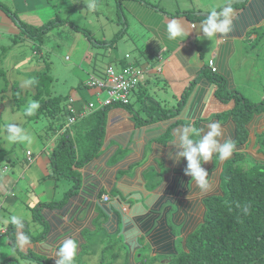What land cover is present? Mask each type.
<instances>
[{"label": "crops", "instance_id": "obj_1", "mask_svg": "<svg viewBox=\"0 0 264 264\" xmlns=\"http://www.w3.org/2000/svg\"><path fill=\"white\" fill-rule=\"evenodd\" d=\"M24 1L25 3L27 2V0ZM217 1L220 0H214L215 3ZM220 2L222 5L220 9L219 7L209 9V6L202 9L200 7L192 8L190 3L189 5H179L176 2L172 3L170 7H165L164 4H154L153 7L155 8H152V6H147L137 0L120 1V15L124 17L126 26L119 39L127 38L129 41L136 42L140 57L131 58L126 53L121 59H109L106 68L108 65H112L116 70H119L127 63H134L141 69L146 70L145 74L147 76L144 77L142 82L145 88L149 81L154 79L153 76L160 75L165 93L168 92L166 96L171 95L174 102L167 106V102L169 103L171 100L168 101L167 98L165 100L163 97L164 100L160 101L164 103L163 107L172 111H168L166 118H162L155 123L138 125L136 118H133L132 112L127 108H110L106 116L104 134L102 135V144L99 151L92 159H87L86 163L77 169L79 173L78 186L63 203L55 207L41 206V203L59 201L64 197L65 194L61 199H54L55 191L52 192L47 200H40L37 194H34L33 198H25L28 201L25 205L29 209L33 206L32 210L36 207V212L42 218V222H39L33 219V214L29 215V218H24L25 227L28 228L29 235H32V233L37 235L44 232L41 239L21 247L17 241L20 230L14 226L13 234L16 245L13 247L7 235L4 234L11 224L9 223L5 228H0V231H5L4 233L1 232L2 235L0 236L2 238L4 236L7 237V241L0 239V247L2 246L3 249L0 251L1 263L6 259H16V262H18L16 255L31 251L35 254L48 255L47 258L55 264L54 253L60 244L65 239L72 238L77 241V251H80V247L86 243V232L93 231L95 223L98 221H103L104 224H102L105 229L109 233L112 232V235H117L119 238L124 237V244L131 248L132 257L130 264L134 263L133 253L139 248V241L145 234V232L144 234L141 232L140 225L136 222L137 218L150 211L154 204L160 200L162 201L159 205L165 206L167 199L170 197L165 195V193H157V190H155L157 194L154 193L157 199H163H159L154 203L144 201L148 195L145 194L141 198L139 196L141 194L137 193L143 190L145 184L143 173L153 168L157 174V179L163 175L166 176L168 174L171 177L174 173H181V170L176 169L175 165H182L185 159L176 158L179 149L172 144L175 140V130L185 126L204 128L210 122L217 121L215 118L216 113L227 111L233 106L232 101L228 102L223 98V93L222 97L216 93L217 87L215 83L207 74L202 73V68L209 60H212L216 67L222 48L229 46V53L225 57L228 72L226 79H228L234 89H239L235 75L236 69L241 68L244 63L243 56L246 54V61L254 64L253 58L248 56L251 51L250 48L261 41L264 44V0H245L240 2L241 4L238 6H232L230 14L232 31L226 37L220 34H217L214 38L204 37L201 32V26L205 17L190 19L189 16L185 15V11H203L208 13L211 10H215L222 12L229 3L226 0L225 2L224 0ZM205 3L210 4L208 2ZM124 4L126 8H124ZM29 8L26 7V9L21 10H18V7L16 8L18 13L23 12L22 14H25L30 19L25 23L35 22L33 20L36 17L37 9L33 11L29 10ZM123 12L129 16V20L125 18ZM56 16L58 17V15ZM172 18L178 19L182 23L188 33L187 35L177 39L168 38L166 28ZM134 23L139 24L141 28L148 31L147 33L151 35L149 39L155 38L153 41L156 43L150 44L152 39L146 43L142 38L144 34H139V30H135L132 27ZM11 25L3 23L1 27L5 29V32H11ZM13 26V29H15L16 26ZM110 39L105 38L104 40ZM88 42L90 43L89 40ZM258 44L256 46L259 48ZM95 46L106 49L108 55H110V49L113 47L110 46L109 42H103V44ZM144 48L147 53H143L142 49ZM260 51H262L261 48L259 50L256 49L257 54H260ZM206 54H208L207 59L205 58ZM257 58L258 55L255 56L254 60ZM143 60L145 64L141 67ZM254 67V65L247 67V70L251 69L248 72V77L252 75ZM102 76L103 73L100 77ZM137 89L134 90V93ZM81 96L83 95L81 94ZM182 96L183 100L181 99ZM69 98L73 100L71 104L74 109L87 103L82 100L76 101L71 95ZM150 100H146V102H151ZM178 105L180 109L176 110ZM79 118L82 119L83 117ZM263 129L264 113H261L254 118V122L249 127L251 144L247 145V151L254 152L253 141L255 135ZM166 132H170V139L166 140L165 144L159 143L158 139ZM238 147L241 149H237ZM44 149H46V146H44ZM243 149H245V146L239 145L236 146L234 151ZM50 155L51 152L48 154V159L49 165L52 167ZM118 155L119 157L117 158ZM160 160L162 163L158 162ZM32 161L33 159L29 162L32 163ZM36 163L37 165L32 168L31 172L28 173L26 171L28 175L25 178H21V186L25 188L27 186L35 187L38 183L43 184L47 180H55L57 177L63 178L54 175L53 167L51 172L44 176L41 170L43 161H39L38 156ZM64 179L71 181V186H73L74 182L72 179ZM130 180L132 185L129 186L128 191V189H125L126 186L124 184ZM167 184H172L171 180H168ZM169 185L166 186L168 187ZM177 189L180 188L173 189L170 194L180 196ZM41 190L44 191V188ZM113 191L115 194L112 193ZM101 192L107 193L109 196L110 193L114 195L109 201L111 203L108 202L107 205H102L103 203L95 201L94 197ZM150 196L152 195L150 194ZM10 201L15 204L18 201L17 194H12ZM1 209H3V205ZM13 214H15L14 211H5L4 214L0 215V223L3 224L2 221ZM110 221L113 230H109L108 224ZM127 222L130 224L129 226H127ZM30 226L32 227L30 228ZM126 229H130V232ZM22 259L34 263L29 258L24 257Z\"/></svg>", "mask_w": 264, "mask_h": 264}, {"label": "trees", "instance_id": "obj_2", "mask_svg": "<svg viewBox=\"0 0 264 264\" xmlns=\"http://www.w3.org/2000/svg\"><path fill=\"white\" fill-rule=\"evenodd\" d=\"M120 1L116 2L119 23H121L122 17L119 15L121 13ZM239 4H235L233 7ZM146 5L152 4L147 2ZM0 8L12 18L17 30L31 40H40L45 29L49 31L54 27L55 22L64 23L56 16L52 20L55 22L49 21L42 26H34L18 21L14 10L4 7L1 2ZM185 15L190 19L201 18L195 16L192 11H185ZM122 24H125V21ZM121 36V33H117L110 40H96L88 35L87 39L90 43H95L98 46L103 42H109L112 46ZM229 50V46L222 48L214 72L207 67L206 63L202 68V73L207 74L215 83L216 93L220 97L223 93L225 100L233 102V106L229 110L215 114V118L222 125L224 138L233 140L236 146L244 145L245 149L234 151L230 158L223 161L214 155L212 161L202 164L211 179L212 188L209 191H202L194 185L191 177L185 175L186 160L182 165H175V168L181 170V173H174L171 177L167 174L157 179V174L153 169L150 173H143L145 184L143 190L137 193L141 194L139 195L141 198L145 194L148 195L144 201L154 203L163 199H157L155 190L157 193H165L170 197L165 206L159 205L162 201L160 200L154 204L150 211L137 218L136 222L140 225L141 232L143 234L145 232V234L139 241V248L137 247L138 249L133 253V264H147V261L152 259L154 260L152 264H159L163 259H168V264H264V129L255 135L254 152L246 150L247 145L251 144L249 127L256 116L264 113V96L257 103L243 95L239 89H234L231 86L226 79L228 72L225 63V57ZM142 51L147 53L145 48ZM46 68L48 69V64H46ZM3 74L0 60V79ZM31 81H34L29 84L34 91L31 96L34 101L38 102L39 108L34 111L33 115H27L26 112L23 115L26 119L33 121L41 118L49 119L48 128L51 129L52 134L56 135L65 126H63L65 118L70 115L66 104L69 96H50L52 77L48 70L36 74ZM8 88L7 85L3 87L4 92ZM137 88L134 94H130L127 104L97 109L81 119L83 125L77 127L74 134L70 133V129L57 134L60 136L50 155L54 175L72 179L74 184L66 191L61 200L41 203V206L60 205L77 188L79 183L77 169L82 167L87 159H92L99 151L106 116L110 108L132 109L133 118H136L138 125L155 123L166 118L168 111H172L153 99L142 83ZM10 91L15 100L16 109H18L26 99L21 96L19 88L14 85L11 86ZM131 96L133 100L130 99ZM181 99L183 100V96ZM146 100L151 102H146ZM137 103L139 107L134 111L133 106ZM178 109H180L179 105L176 110ZM170 137V132H166L158 139V142L165 144V141ZM5 154L6 150L0 148V164ZM158 162L162 163L161 160ZM168 180H171L172 184H167ZM130 183L131 180L125 182V189L132 185ZM175 188H180L177 189L180 196L170 194ZM112 193L115 194L114 191ZM112 193L109 196L107 193L101 192L94 199L96 202L103 203L101 197L107 195L110 201L114 196ZM108 202L102 205H107ZM33 219L42 222V218L36 210L33 212ZM102 223L103 221L96 222L95 228H104L108 232ZM129 225L127 222V226ZM14 226L9 225L4 233L13 247L16 245L13 234ZM108 226L109 230H113L111 221ZM126 230L130 232V229ZM23 231L29 235L27 227H24ZM43 233L29 235L31 242L41 239ZM109 234L112 235V232ZM83 247L86 246H81V250L77 251L76 255H81L85 251L82 250ZM121 248L124 251L123 256H125L123 264H130L131 248L124 243ZM143 249H147L149 254L144 255V258L141 257V261L137 262L135 255ZM19 254L31 259L30 254L34 255L35 253L28 251V253ZM35 255L37 257H32L33 262L54 264L47 258L48 255ZM14 261L18 263L16 259H6L1 264Z\"/></svg>", "mask_w": 264, "mask_h": 264}, {"label": "rangeland", "instance_id": "obj_3", "mask_svg": "<svg viewBox=\"0 0 264 264\" xmlns=\"http://www.w3.org/2000/svg\"><path fill=\"white\" fill-rule=\"evenodd\" d=\"M220 1L215 3L214 0H141V3L146 4L149 2L152 4L150 5L152 8H155L153 7L154 4H164L165 7H170L172 3L176 2L179 5H189L190 3L192 4V8L200 7L203 9L209 6L208 8L211 9L220 8L222 6ZM226 1L230 4L234 0ZM0 2L4 7L14 10L17 14L16 19L23 22H27L30 19L25 14H22L23 12L18 13V10L26 9V7H30L29 10L33 11L37 9L36 17L33 20L35 22L28 23L34 26H42L55 19L56 15H58L59 20L62 19L64 21V23L52 21L55 22L54 27L49 31L45 29L40 40H31L26 35L21 34L17 28L13 29V25L15 24L10 20L11 17L0 8V17L2 18H0V60L4 71L0 79V148L6 150L3 161L0 164V202L3 205L0 215L4 214L5 211L11 210L17 215L29 218V215L31 216L36 209H31L33 207L32 204L30 209L25 205L28 202L25 199L26 197L33 198V195L37 194L40 200H47L52 192L55 191L54 199H61L72 182L57 177L55 180H47L43 184L38 183L35 187L27 186L25 188L21 186V178H25L32 168L37 165V156L39 157V161H43L41 166L42 174L45 176L51 172L52 167L49 165L48 154L56 146L60 136L52 134L51 129L48 128L49 119L41 118L33 121L24 117V112L27 111L29 104L34 101L31 96L32 93L34 94V91L25 82L33 80L36 74L48 70L49 75L52 77L50 96L68 97L71 95L76 101H92L95 99L97 89L88 88L87 82L89 77L91 75L100 77L109 59H121L126 53L131 58L140 57V53L137 50V43L129 41L127 38H123L122 40L118 38L110 49V55H108V51L103 49V47H97L95 43L88 42V35H91L96 40L110 39L117 33H121L122 35L126 24H122L123 16L121 17V23L117 21V17H119L116 10L117 0H27L26 3L24 0H0ZM92 2L96 4L94 11L87 7ZM17 7L19 8L18 10H16ZM124 8H126L125 4ZM196 12H193L194 15H196ZM123 14L129 20V16L124 12ZM3 23L7 25L8 23L12 24L11 32H5V29L1 27ZM132 27L135 30L138 29L139 34H144L142 38L146 43L151 39L150 44L156 43L153 41L155 38L149 39L150 33L148 34V31L141 28L139 24L134 23ZM256 45L250 48L251 51L248 55L253 58L254 64L246 61L245 54L243 56L244 63L242 67L236 69L235 80L240 92L258 103L264 96V44L261 41L258 44L259 48ZM260 48L262 51L259 52L260 54H257L256 49L259 50ZM256 55H258V58L254 60ZM207 57L208 54L205 55L206 59ZM240 61L242 60L240 59ZM144 62L143 60L141 67L144 66ZM46 64H48V69L46 68ZM249 65L255 66L250 77H248V72L251 69L247 70ZM145 76L147 75L145 74ZM153 78L146 85L147 92L159 103L164 100L163 97L165 100L166 98L168 101L171 100L169 103L167 102V106L173 103V97L171 95L166 96L168 92L165 93L160 75H155ZM6 85L9 88L4 92L3 87ZM12 85L19 88L21 96L26 99L25 103L20 105L18 109H16L15 100L11 95L10 88ZM130 99L133 100L132 96ZM66 104L68 108V101ZM160 105L164 106V103ZM83 106L84 104L75 109L77 114L83 110ZM133 107L134 111L137 110L139 107L138 103ZM64 122L63 126L67 123V117ZM82 123L81 118L77 119L70 126V132L74 134L76 128L80 127ZM10 124H15L22 128L24 133L31 137V142L10 141L7 131ZM44 146H46V149H44ZM237 149L241 148L238 147ZM27 152L31 153L30 158L33 159L32 163L27 161ZM151 169L145 173H150ZM42 188H44V191L41 190ZM12 194H17L18 201L15 204H12L10 201ZM6 220L2 221L3 224L0 223V228H5L7 227L6 225H9V223H5ZM32 235L34 234L32 233ZM86 236V247L82 248L85 251L81 255L75 256L74 264L124 263L125 256H123L124 251L121 248L124 243V237L119 238V236L110 235L104 228H95L93 231L88 232ZM2 239L3 241H7L6 236ZM107 246L108 248H106ZM2 250L1 246L0 251ZM146 252H148L147 249L138 251L135 255V260L140 262L141 257L144 258V255L149 254V252ZM33 256L37 257L35 254H30V260H32ZM16 257L19 264H39L37 261L30 263L29 260L22 259L25 255H16ZM153 261V259L148 260L147 264H152ZM168 262V259H163L159 264H168ZM10 264L16 263L14 261L10 262Z\"/></svg>", "mask_w": 264, "mask_h": 264}, {"label": "clouds", "instance_id": "obj_4", "mask_svg": "<svg viewBox=\"0 0 264 264\" xmlns=\"http://www.w3.org/2000/svg\"><path fill=\"white\" fill-rule=\"evenodd\" d=\"M87 7L94 11L96 4L92 2ZM231 12L232 9L230 7H226L222 12L215 10L209 11L207 18L204 19L201 26V32L204 37L214 38L217 34L226 37L232 31ZM166 31L169 39L182 38L188 34L182 23L175 18L169 20ZM207 67L209 68L208 62ZM32 83L34 81L30 80L25 82L26 85ZM38 108V102L32 101L27 108L26 114L33 115L34 111ZM62 129L63 127L60 131ZM7 131L10 141L31 142V137L26 135L24 130L15 124L8 125ZM60 131L56 135L60 134ZM174 136L175 140L172 144L179 149L176 158H184L187 162L185 175L191 177L194 185L202 191L211 190V179L208 172L202 167V164L212 161L214 155H217L221 161L230 158L236 149L235 142L224 138L222 125L219 121L210 122L206 128L192 126L178 128L175 130ZM5 223L15 225L20 230L17 241L21 247L31 243L29 235L22 231L25 227L24 217L22 215H10ZM77 249L78 243L76 240L72 238L65 239L55 251V264H74Z\"/></svg>", "mask_w": 264, "mask_h": 264}, {"label": "built area", "instance_id": "obj_5", "mask_svg": "<svg viewBox=\"0 0 264 264\" xmlns=\"http://www.w3.org/2000/svg\"><path fill=\"white\" fill-rule=\"evenodd\" d=\"M128 58V56H126ZM208 66L212 72L215 71V66L212 60L208 61ZM146 70L134 65L133 63H127L116 70L113 66L109 65L105 69V78L96 79L90 78L88 85L96 87V96L94 101L87 102L83 110L77 114L75 109L70 108L67 119V125L60 131L61 133L68 130L76 117H85L90 112L109 106L124 105L128 103V99L131 93L137 89L138 85L143 82ZM27 159L31 162V153L27 152ZM109 201L107 195H102L101 202L106 203ZM0 203V209H1ZM5 231H0V235Z\"/></svg>", "mask_w": 264, "mask_h": 264}, {"label": "bare ground", "instance_id": "obj_6", "mask_svg": "<svg viewBox=\"0 0 264 264\" xmlns=\"http://www.w3.org/2000/svg\"><path fill=\"white\" fill-rule=\"evenodd\" d=\"M104 73H105V70H104V72H103V76H102V77H95V76H92V75H91V76L89 77V79H90L91 77H92V78H96V79H104V78H105V74H104ZM89 79H88V81H89ZM87 86H88L89 88L96 89L95 86L88 85V82H87ZM128 100H129V99H128ZM67 101H68V105H69V106H68V110H69L70 108L74 109V107L71 106V103L73 102V100L69 98ZM89 101H90V100H89ZM89 101H88V102H89ZM92 101H93V102H96V101H94V100H92ZM124 105H125V104H124ZM94 111H95V110H94ZM92 112H93V111H92ZM69 114H70V113H69ZM69 116H70V115H69ZM67 119H68V116H67ZM77 119H78V117L75 118V120H74V122H73L72 124H74V123L76 122ZM67 122H68V121H67ZM72 124H71V125H72ZM66 125H67V123H66ZM27 161H29V160L27 159Z\"/></svg>", "mask_w": 264, "mask_h": 264}, {"label": "water", "instance_id": "obj_7", "mask_svg": "<svg viewBox=\"0 0 264 264\" xmlns=\"http://www.w3.org/2000/svg\"><path fill=\"white\" fill-rule=\"evenodd\" d=\"M245 0H234V1H232L230 4H228L227 5V7H232L233 6V4H235V3H239V2H244ZM207 13L206 12H197L196 13V16H199V17H205V18H207ZM123 22H124V19H123Z\"/></svg>", "mask_w": 264, "mask_h": 264}]
</instances>
